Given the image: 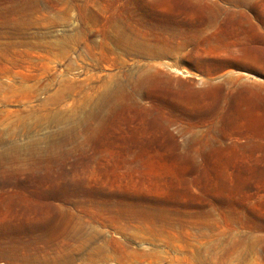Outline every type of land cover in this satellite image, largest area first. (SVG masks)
Here are the masks:
<instances>
[{
	"label": "rangeland",
	"instance_id": "rangeland-1",
	"mask_svg": "<svg viewBox=\"0 0 264 264\" xmlns=\"http://www.w3.org/2000/svg\"><path fill=\"white\" fill-rule=\"evenodd\" d=\"M0 264H264V3L0 0Z\"/></svg>",
	"mask_w": 264,
	"mask_h": 264
},
{
	"label": "crops",
	"instance_id": "crops-1",
	"mask_svg": "<svg viewBox=\"0 0 264 264\" xmlns=\"http://www.w3.org/2000/svg\"><path fill=\"white\" fill-rule=\"evenodd\" d=\"M253 1H256V2H259V3H264V0H253ZM207 88L206 85H200V87H197V89L200 91V90H205Z\"/></svg>",
	"mask_w": 264,
	"mask_h": 264
},
{
	"label": "bare ground",
	"instance_id": "bare-ground-1",
	"mask_svg": "<svg viewBox=\"0 0 264 264\" xmlns=\"http://www.w3.org/2000/svg\"><path fill=\"white\" fill-rule=\"evenodd\" d=\"M175 72L180 73V74H184L183 71L178 70V69H175ZM186 75H189V73H186Z\"/></svg>",
	"mask_w": 264,
	"mask_h": 264
}]
</instances>
